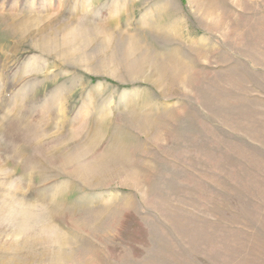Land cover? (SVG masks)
<instances>
[{
    "label": "rangeland",
    "instance_id": "obj_1",
    "mask_svg": "<svg viewBox=\"0 0 264 264\" xmlns=\"http://www.w3.org/2000/svg\"><path fill=\"white\" fill-rule=\"evenodd\" d=\"M0 167V264H264V0H0Z\"/></svg>",
    "mask_w": 264,
    "mask_h": 264
},
{
    "label": "bare ground",
    "instance_id": "obj_2",
    "mask_svg": "<svg viewBox=\"0 0 264 264\" xmlns=\"http://www.w3.org/2000/svg\"><path fill=\"white\" fill-rule=\"evenodd\" d=\"M0 172L3 174L5 180L0 184V190L5 192L3 197L7 202H9L5 210L11 217V223L14 228L13 233L15 235L26 233L29 236V239H27V237L21 240L22 244L25 245L28 241H30V243L32 242L36 245L45 242L50 245L59 244V247L64 246V244L67 242V235L65 236V234L57 232L50 224L49 219H46V214H42L43 212H40V209L35 203H26L25 205L21 204L17 199V195L19 194L20 190L18 182L15 179H12L10 173L5 172V170L1 167ZM12 245L16 248V244ZM64 249H61V251H64Z\"/></svg>",
    "mask_w": 264,
    "mask_h": 264
}]
</instances>
